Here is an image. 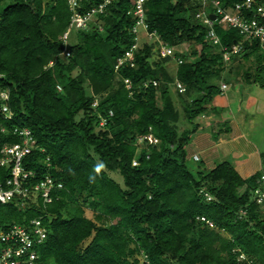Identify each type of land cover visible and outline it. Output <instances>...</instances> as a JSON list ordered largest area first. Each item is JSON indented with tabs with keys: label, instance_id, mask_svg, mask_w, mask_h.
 I'll return each instance as SVG.
<instances>
[{
	"label": "trees",
	"instance_id": "16d2710c",
	"mask_svg": "<svg viewBox=\"0 0 264 264\" xmlns=\"http://www.w3.org/2000/svg\"><path fill=\"white\" fill-rule=\"evenodd\" d=\"M100 1L80 0L78 10ZM133 7L134 0H113L88 27H74L70 35L76 30L79 41L67 44L68 0H11L0 8V90H9L14 111L6 117L0 98L1 141H20L13 128L30 127L37 147L24 165L43 171L49 155L52 175L63 182L46 207L0 203V226L46 214L48 235L39 247L46 264H264V204L253 197L264 153L262 167L243 176L231 159L209 165L187 150L201 116L223 110L217 79L225 72L264 86L260 41L205 22L197 16L200 0H146L149 29L175 51L162 55L156 41L142 37L134 58L116 67L136 41ZM212 27L219 43L209 37ZM186 42L196 47L180 50ZM236 42L243 48L226 59L223 45ZM173 58L175 73L167 66ZM149 79L157 83L146 85ZM9 175L10 167L0 166V179Z\"/></svg>",
	"mask_w": 264,
	"mask_h": 264
},
{
	"label": "built area",
	"instance_id": "2783aa9c",
	"mask_svg": "<svg viewBox=\"0 0 264 264\" xmlns=\"http://www.w3.org/2000/svg\"><path fill=\"white\" fill-rule=\"evenodd\" d=\"M112 1L101 0L85 12H81L78 10L80 0H68L72 14L70 24L63 34L64 42L68 43L70 32L74 27H88L95 19L96 14L104 11ZM145 1L134 0L133 12L137 18L132 30L136 33V41L125 51L123 56L118 58L116 67L134 58V53L140 46L143 36L140 35L141 28H144L145 36L158 42L159 51L162 55L172 54L175 51L174 47L161 42L156 30L149 29L145 14ZM200 1L202 7L197 12L198 17L211 26L216 21L227 27H235L245 39H258L264 49V0H239L231 6H224L221 0ZM209 3L213 6L211 10L207 9ZM211 13L216 14L215 19L211 18ZM100 27L103 28V24H100ZM209 37L215 43L220 42V37L213 27L209 31ZM242 48L241 42L223 45L225 58L229 59L232 53L238 52ZM66 53L70 54V51L67 50ZM180 61L182 60L180 59ZM125 81L130 87L131 80L127 77ZM151 81L154 84L157 83V80L149 79L145 81V84L147 85ZM176 85L180 91L186 89L179 79L176 80ZM226 86L227 83L223 82L222 90ZM9 97L8 89L0 90L1 110L6 117L11 118L14 111L8 103ZM104 121L105 118L102 119L101 123ZM2 130H5L4 127ZM13 132L20 135V141L2 143L0 138V166L10 167V175L5 179H0V203L15 202L22 208H26L29 204L46 207L48 203L54 200L55 190L63 187V182L52 175L53 164L49 155L42 160L43 171L27 168L23 159L37 147V139L33 130L28 126H15ZM146 137L153 139L154 142L159 140L152 132L147 133ZM41 150L44 151L45 148L41 147ZM195 158L198 159L200 156L195 154ZM134 163H137L136 159ZM201 192H204L209 199L212 198V195L204 188L201 189ZM253 197L258 203L264 204V174L260 184L254 189ZM200 217L206 219L204 215ZM207 221L213 225L211 220L207 219ZM47 235L48 223L44 213L31 217L27 222H14L7 227L0 226V264H46L42 259L39 247L44 243ZM142 256L148 262L146 254H142ZM240 258L244 259L245 254L242 253Z\"/></svg>",
	"mask_w": 264,
	"mask_h": 264
},
{
	"label": "rangeland",
	"instance_id": "374dc122",
	"mask_svg": "<svg viewBox=\"0 0 264 264\" xmlns=\"http://www.w3.org/2000/svg\"><path fill=\"white\" fill-rule=\"evenodd\" d=\"M11 0H5L0 4V8L6 5ZM213 8L212 4L209 3L207 5V9L211 10ZM140 35L144 38L145 30L141 28ZM151 42H155V39L149 38ZM68 41L71 43L79 41V36L76 30H73ZM155 47H157L158 42L154 43ZM180 50L189 51L190 49L196 47V43L186 42L180 46ZM157 57V52L154 54ZM153 56V57H154ZM178 59L173 58L168 61L167 66L170 69L171 73H175ZM223 78V79H222ZM222 78L217 79L218 82H226L227 86L222 91L221 95L217 100V104L223 106L222 111H208L200 118L201 124L211 123L210 125L213 128V136H216L214 132L223 131L225 125L224 116L227 117L228 112H231L232 119H235L238 124L243 128L247 129V135L249 138L259 146V150L261 153H264V86H261L259 83L255 82H247L239 79L237 74L225 72L222 75ZM222 86V84H221ZM170 93L172 96H175L177 99V91L172 85L170 89ZM212 116H211V115ZM226 120V119H225ZM186 119L184 120V122ZM214 122V123H213ZM186 123V122H185ZM206 129L204 125L200 127L202 130ZM222 129V130H221ZM218 139L219 137H214ZM189 146V145H188ZM187 146V150L189 147ZM235 155H233L231 160H234ZM228 158V157H226ZM230 159V158H229ZM219 161V159H218ZM217 161V162H218ZM109 174L117 180L121 185H125L124 176L118 169L109 170ZM86 214L89 217L95 218V211L91 208H86ZM91 237L86 238L83 241V244L88 243ZM50 264H57L54 260L51 261Z\"/></svg>",
	"mask_w": 264,
	"mask_h": 264
},
{
	"label": "crops",
	"instance_id": "0c3cea01",
	"mask_svg": "<svg viewBox=\"0 0 264 264\" xmlns=\"http://www.w3.org/2000/svg\"><path fill=\"white\" fill-rule=\"evenodd\" d=\"M231 115L232 113L228 112L227 117L224 116V121H229L231 128L214 132L217 133L216 136L212 134L211 123L201 124L200 127L204 125L206 129L201 130L199 127L194 133L188 146V155L195 157V154H198L200 159L209 165L216 164L218 159L219 161L227 159L226 157L232 159L231 157L235 155L233 160L235 166L243 176H248L262 167L261 151L252 138L248 137V130L243 129Z\"/></svg>",
	"mask_w": 264,
	"mask_h": 264
},
{
	"label": "water",
	"instance_id": "95a60500",
	"mask_svg": "<svg viewBox=\"0 0 264 264\" xmlns=\"http://www.w3.org/2000/svg\"><path fill=\"white\" fill-rule=\"evenodd\" d=\"M210 16H211L212 19L216 18V14L215 13H211Z\"/></svg>",
	"mask_w": 264,
	"mask_h": 264
}]
</instances>
